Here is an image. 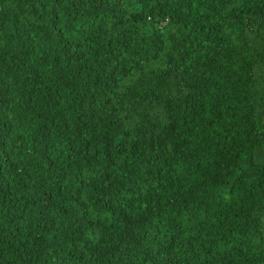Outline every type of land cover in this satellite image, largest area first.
<instances>
[{"label": "trees", "instance_id": "trees-1", "mask_svg": "<svg viewBox=\"0 0 264 264\" xmlns=\"http://www.w3.org/2000/svg\"><path fill=\"white\" fill-rule=\"evenodd\" d=\"M0 264H264V0H0Z\"/></svg>", "mask_w": 264, "mask_h": 264}]
</instances>
